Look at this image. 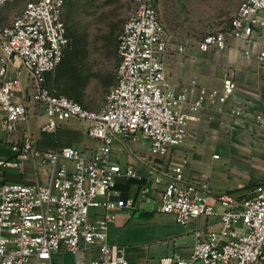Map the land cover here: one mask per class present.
I'll use <instances>...</instances> for the list:
<instances>
[{"label":"built area","instance_id":"obj_1","mask_svg":"<svg viewBox=\"0 0 264 264\" xmlns=\"http://www.w3.org/2000/svg\"><path fill=\"white\" fill-rule=\"evenodd\" d=\"M12 1L0 0V11ZM64 4L65 0H29L0 35V142L10 145L9 153L0 152V264H54L57 252L74 253L73 264H132L125 247L108 240V228L120 209L138 201L121 196L118 178L140 173L133 164L124 167L112 159L114 140L120 137L127 144L146 139L155 160L163 159L185 142L189 122L200 118L207 106L221 109L238 84L227 70L218 88L197 78L180 90L172 87L166 22L156 0H136L120 38L116 81L105 106L92 109L55 93L48 78L69 42ZM256 29L264 32V0H242L229 26L203 35L198 48L221 51L228 38L250 40ZM179 51L185 52V45ZM246 53L251 55L250 50ZM257 58L264 65V49ZM29 100L49 117L43 132L57 131L68 119L87 120L88 135L100 145L90 152L74 145L43 150L27 133L10 140L30 117ZM28 161L46 168V181L5 180V170L23 169ZM150 175L163 184L161 211L175 214L182 223L203 215L220 219L219 230L196 231L192 253L177 256V264H264V183L239 198L228 192L214 195L206 182L187 179L176 164H155ZM149 191L144 187L139 200H148ZM92 246L100 255L86 259L84 250Z\"/></svg>","mask_w":264,"mask_h":264},{"label":"crops","instance_id":"obj_2","mask_svg":"<svg viewBox=\"0 0 264 264\" xmlns=\"http://www.w3.org/2000/svg\"><path fill=\"white\" fill-rule=\"evenodd\" d=\"M18 7L8 3L1 9L0 35L3 26L17 14ZM263 49L264 32L256 29L250 40L228 38L224 50H200L196 61L184 60L183 56L168 58L167 55L168 81L177 90L194 78L207 87L218 88L227 70L233 72L238 87L221 109L207 106L200 118L191 120L185 142L163 159L155 160L146 139L131 140L127 144L120 137L114 140L112 159L124 167L133 164L140 173L138 176L123 175L118 178L117 187L121 196L138 201L133 206L120 209L108 228V240L124 246L126 257L132 264H177V256L186 257L192 253L198 229L221 228L218 215H203L182 223L175 214L161 211L163 184L155 183L150 175L155 164H160L162 168L168 163L181 166L187 179L206 182L214 195L228 192L241 198L249 193L253 185L264 183V65L257 58ZM247 50L251 51V55L246 53ZM20 62L18 60L16 64ZM23 81L27 85L26 70L23 71ZM28 104L30 117L9 135L10 140L27 133L43 150L74 145L90 152L100 145L98 139L88 135L90 122L87 120L68 119L60 123L57 131L43 132L42 126L48 123V115L33 100H29ZM0 152L9 153L10 145L0 142ZM46 178V168L36 161H28L23 169L5 170L7 181L44 182ZM144 187H150L149 199L141 201L139 196ZM208 200L215 203L213 196H209ZM216 207L223 209L217 203ZM84 254L86 259L98 257L99 248L87 247ZM65 256L69 260H65ZM76 258L72 252H57L54 264H73Z\"/></svg>","mask_w":264,"mask_h":264},{"label":"rangeland","instance_id":"obj_3","mask_svg":"<svg viewBox=\"0 0 264 264\" xmlns=\"http://www.w3.org/2000/svg\"><path fill=\"white\" fill-rule=\"evenodd\" d=\"M29 0H15L20 12ZM170 35L168 58L196 61L199 40L227 28L242 0H156ZM136 0H65L63 18L69 39L65 56L48 78L55 93L102 109L116 81L119 43ZM77 43V44H76ZM186 51L180 52L179 46ZM65 260H69L65 256Z\"/></svg>","mask_w":264,"mask_h":264},{"label":"trees","instance_id":"obj_4","mask_svg":"<svg viewBox=\"0 0 264 264\" xmlns=\"http://www.w3.org/2000/svg\"><path fill=\"white\" fill-rule=\"evenodd\" d=\"M77 44V43H76Z\"/></svg>","mask_w":264,"mask_h":264}]
</instances>
